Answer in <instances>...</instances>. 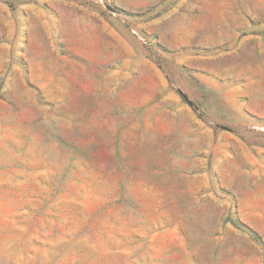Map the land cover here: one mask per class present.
<instances>
[{
  "label": "rangeland",
  "instance_id": "374dc122",
  "mask_svg": "<svg viewBox=\"0 0 264 264\" xmlns=\"http://www.w3.org/2000/svg\"><path fill=\"white\" fill-rule=\"evenodd\" d=\"M0 264H264V0H0Z\"/></svg>",
  "mask_w": 264,
  "mask_h": 264
}]
</instances>
